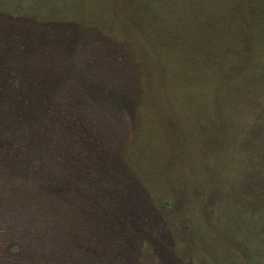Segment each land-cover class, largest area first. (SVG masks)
<instances>
[{
    "label": "trees",
    "instance_id": "16d2710c",
    "mask_svg": "<svg viewBox=\"0 0 264 264\" xmlns=\"http://www.w3.org/2000/svg\"><path fill=\"white\" fill-rule=\"evenodd\" d=\"M2 11L21 22L9 32L0 18V64L6 57L27 62L26 74L33 81L28 88L29 78L14 88L17 99L27 104L35 96L36 114L49 113L53 120L49 95L57 91L62 115L77 132L69 139L84 146L86 158L78 155L81 150L70 160L83 164L85 172L93 167L103 172L113 170L118 159L102 164L104 156L83 145L99 133L90 107L60 94L58 73L65 62L74 67L81 55L70 53L65 44L75 45L79 35L61 31L49 36L39 24H60L92 36L83 57L87 69L81 71L86 89L92 96L103 92L105 103L127 111L134 132L119 161L149 197L160 196L167 207L180 204L188 190L189 196L200 192L208 178L198 173L210 177L215 172L202 156L216 160L224 148L237 146V139L231 143L233 127L250 119L254 124L257 110L264 108V0H0ZM70 141L58 146L66 158ZM20 158H10L9 168ZM43 187L66 192L67 185ZM62 199L64 211H84L82 203L90 204ZM112 216L120 221V215ZM33 256L40 260V251Z\"/></svg>",
    "mask_w": 264,
    "mask_h": 264
},
{
    "label": "rangeland",
    "instance_id": "374dc122",
    "mask_svg": "<svg viewBox=\"0 0 264 264\" xmlns=\"http://www.w3.org/2000/svg\"><path fill=\"white\" fill-rule=\"evenodd\" d=\"M2 12L0 18L8 31L15 30L21 21ZM39 25L46 26L49 36L61 31L78 33L75 45L65 44L70 53L81 55L74 62L75 68L65 62L58 73L63 78L60 94L90 107L97 120V137L90 135L83 145L94 146L89 151L104 156L102 164L110 157L118 162L113 170L103 172L93 166L96 170L85 172L83 164L73 162L81 150L83 154L78 155L86 158L84 146L69 139L77 132L62 115L57 91L49 93L54 100L50 106L56 112L53 120L48 118L49 113L36 114L35 96L34 102L22 104L14 89L29 78L27 62L3 58L0 264H264V108L257 110L261 112L254 117V124L250 119L233 127L231 143L237 139V146L224 148V154L216 160L202 156L205 166L211 163L215 172L210 177L204 171L198 173L208 178L201 182L200 192L189 196L188 190L180 204L167 207L160 196L149 197L133 172L119 161L123 146L134 132L127 111L105 103L103 92L92 96L86 89L87 76L81 71L87 69L83 57L92 36L86 30L60 24ZM100 47L105 48L103 44ZM32 82L29 78L26 88ZM89 132L93 133L92 129ZM64 140L72 144L67 158L58 147ZM39 141L43 144L38 147ZM13 156L21 158L9 168ZM83 171L87 175L78 178ZM61 182L67 185L66 192L43 187ZM70 197L90 204L82 203L84 211H64L60 207L66 200L62 198ZM113 214L116 218L120 215V221H115ZM38 251L40 260L33 256Z\"/></svg>",
    "mask_w": 264,
    "mask_h": 264
}]
</instances>
